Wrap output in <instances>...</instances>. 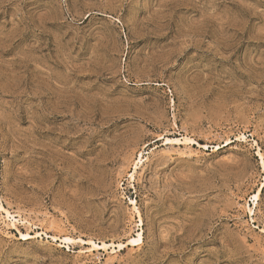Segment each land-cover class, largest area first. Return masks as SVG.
I'll return each mask as SVG.
<instances>
[{"label": "rangeland", "instance_id": "obj_1", "mask_svg": "<svg viewBox=\"0 0 264 264\" xmlns=\"http://www.w3.org/2000/svg\"><path fill=\"white\" fill-rule=\"evenodd\" d=\"M0 198V264H264V0H0Z\"/></svg>", "mask_w": 264, "mask_h": 264}, {"label": "bare ground", "instance_id": "obj_2", "mask_svg": "<svg viewBox=\"0 0 264 264\" xmlns=\"http://www.w3.org/2000/svg\"><path fill=\"white\" fill-rule=\"evenodd\" d=\"M184 142L185 144H189V143H195L194 142V140L193 139H190V138H188V137H185L184 139H182V140H180V139H170V138H168V139H166V145H175V144H180L181 145V142ZM261 156V155H260ZM261 157H263V156H261ZM142 164V159L139 161V162H137V163H135V165H136V167H135V171H134V173H131V175L129 176V178L132 180V182L135 180V176H136V174H137V172H138V170H139V168H140V165ZM259 197H260V192L258 193V194H256L255 196H254V199H255V201H257L258 199H259ZM134 201V200H133ZM132 201V203H131V205L134 207V209H136L137 210V208H136V206H137V202H133ZM1 203H2V201H1V198H0V212L2 213V214H7V216L8 217H11V213L4 207V204L3 205H1ZM138 212V211H137ZM138 215H139V221H140V226L142 225V223H143V220H142V216H141V213L140 212H138ZM13 216V215H12ZM12 218H15V217H12ZM9 219V218H8ZM16 220H18V219H16ZM11 221H13V220H11ZM18 222V221H17ZM16 222V223H17ZM14 223V222H13ZM12 223V224H13ZM16 223H14V224H16ZM9 225V224H8ZM143 230H140L139 232H138V234L137 235H135V237H133L132 239H130V243H129V245H132V246H141L142 245V243H143ZM22 238L23 239H28L29 238V235H22ZM81 240V239H80ZM79 240V241H80ZM63 241H65V242H72L73 241V239L72 238H65V239H63ZM82 242V241H81ZM83 243V242H82ZM102 243V242H101ZM87 245H90L91 247H92V249L90 248V252H95V251H102V250H104L105 252H107L109 249H110V247H112V246H110V245H108V244H106L105 242H103L101 245H98L97 243H95V242H93V241H89V242H87ZM114 246V245H113ZM121 244L119 245V247L121 248Z\"/></svg>", "mask_w": 264, "mask_h": 264}]
</instances>
